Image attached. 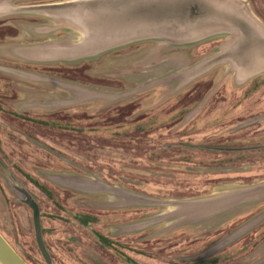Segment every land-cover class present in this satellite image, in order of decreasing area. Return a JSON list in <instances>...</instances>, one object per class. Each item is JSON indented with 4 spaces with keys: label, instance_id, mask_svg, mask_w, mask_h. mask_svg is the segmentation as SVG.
<instances>
[{
    "label": "rangeland",
    "instance_id": "obj_1",
    "mask_svg": "<svg viewBox=\"0 0 264 264\" xmlns=\"http://www.w3.org/2000/svg\"><path fill=\"white\" fill-rule=\"evenodd\" d=\"M240 1L264 29V0ZM52 27L47 18L0 17V233L13 249L29 264H48L36 242L31 196L50 264H127L93 232L138 264H264V202L200 222L199 210L180 214L175 205L264 184V72L234 84L221 64L189 81L185 73L224 45L225 36H216L181 47L148 41L84 60L101 79L94 83L79 70L66 74L82 62L33 63L16 55L76 36L45 34ZM213 81L207 94L199 83ZM88 92L135 93L108 102ZM95 184L120 195L78 189ZM141 198L174 204L142 205ZM81 215L98 221L82 227Z\"/></svg>",
    "mask_w": 264,
    "mask_h": 264
},
{
    "label": "water",
    "instance_id": "obj_2",
    "mask_svg": "<svg viewBox=\"0 0 264 264\" xmlns=\"http://www.w3.org/2000/svg\"><path fill=\"white\" fill-rule=\"evenodd\" d=\"M11 2L12 0H0V17L24 15L47 18L53 22V27L48 32L46 30L45 34L65 31L76 35H73L72 40L49 39L37 46L17 50L16 55L29 62L74 64L148 41L181 47L200 43L208 38L225 36V43L217 54L185 73L184 76L189 81L203 76L221 64H225L232 73L234 84H244L264 72V29L240 0H62L28 6H11ZM161 83L163 82L159 84ZM181 83V86L187 84L186 81ZM152 87L156 86H147ZM134 93L117 96L98 92L87 94L93 95L92 98L113 102ZM71 186L75 187L72 184ZM78 189L89 193L111 192L120 195L119 191L98 184L91 186L90 191L88 188ZM258 189L264 190V184L175 205L181 206V211L178 210L180 214L199 210L200 222L242 203L264 202V191L260 195ZM140 200L142 205L174 204L146 198ZM227 205L229 206L222 209ZM30 207L38 248L45 261L50 264V256L42 236L39 208L33 202ZM254 224L240 230L229 241L249 231L256 225ZM0 264H28L1 234Z\"/></svg>",
    "mask_w": 264,
    "mask_h": 264
},
{
    "label": "trees",
    "instance_id": "obj_3",
    "mask_svg": "<svg viewBox=\"0 0 264 264\" xmlns=\"http://www.w3.org/2000/svg\"><path fill=\"white\" fill-rule=\"evenodd\" d=\"M137 46V45H136ZM132 47V46H131ZM134 47V46H133ZM106 55V54H105ZM86 62L85 61H82V65L81 66H78V65H74V66H69V68H73V70H70L68 71L66 74H68V77H70V75H72L73 73L71 71H74V70H79V71H75L74 73H79L82 75L83 79H89V81L91 82H94L96 83V81H99L101 79H99L97 77V75H92V67L90 65H86L85 64ZM87 66V67H86ZM81 70V71H80ZM89 72V73H88ZM89 74V75H88ZM90 74L92 75V77L90 76ZM71 81H75V80H71ZM104 81V80H102ZM86 82V81H85ZM105 82V81H104ZM215 81L213 82H210V83H206V82H200L199 84H203V85H207L205 88V91L208 93H210L216 86V84H214ZM195 105V104H194ZM199 105V104H198ZM197 104L195 106H198ZM193 106V105H192ZM191 107H188V108H185L184 110L189 111ZM192 109V108H191ZM139 110V109H138ZM137 112L136 110H132L131 112H129L130 114L126 117H132L134 116V113ZM139 113V112H138ZM137 114V113H136ZM238 151V150H237ZM36 186L38 188H40L41 190H43L45 193L49 194L48 191L46 190V188L42 185H39L37 182H35ZM259 209V208H258ZM257 209V210H258ZM257 210L255 211H251L250 213H247L243 216H240L242 217V219L244 217H248L250 215H253L254 213L257 212ZM259 211V210H258ZM241 219V218H240ZM76 220L79 222V224L82 226V227H86L88 228L89 226H91L92 224H95L97 223V218L96 217H92V216H89V215H81V216H77L76 217ZM239 220V219H238ZM95 238L99 241V243L102 245V247H105L107 249H111V250H114L115 253L119 256V255H122V257L124 258L125 262L127 264H138L136 263L135 261H133L131 258L129 257H126L124 254H120V252L117 250L116 247H119L120 245L112 240H110L109 238L105 237V236H102L101 234L97 233V232H93ZM26 262V261H25Z\"/></svg>",
    "mask_w": 264,
    "mask_h": 264
},
{
    "label": "flooded vegetation",
    "instance_id": "obj_4",
    "mask_svg": "<svg viewBox=\"0 0 264 264\" xmlns=\"http://www.w3.org/2000/svg\"><path fill=\"white\" fill-rule=\"evenodd\" d=\"M138 109V108H137ZM34 184H35V182H34ZM36 185V184H35ZM40 185V184H39ZM41 190V189H40ZM41 191H43V190H41ZM35 203L37 206H38V204L31 198V196L27 199V206H29L30 207V203ZM31 208V207H30ZM38 208H39V206H38ZM32 210V209H31ZM39 211H40V209H39ZM40 219H41V217H40ZM40 222H41V220H40ZM41 230H42V227H41ZM1 234V233H0ZM2 235V234H1ZM46 248V247H45ZM25 261V260H24ZM29 264V263H28Z\"/></svg>",
    "mask_w": 264,
    "mask_h": 264
}]
</instances>
